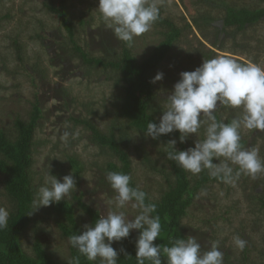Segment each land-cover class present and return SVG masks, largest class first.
Segmentation results:
<instances>
[{"label": "rangeland", "instance_id": "obj_1", "mask_svg": "<svg viewBox=\"0 0 264 264\" xmlns=\"http://www.w3.org/2000/svg\"><path fill=\"white\" fill-rule=\"evenodd\" d=\"M59 1L0 0V130L14 139L17 135L16 120H29L38 102L42 113L34 133V164L30 169L32 185L36 191L51 171L61 181L65 175H75L68 157H77L82 171L79 177L75 175L76 191L66 201L73 205L76 219L85 230L83 226L91 224L90 218L78 207L74 196L82 195L84 202L101 215L115 211L110 203L115 193L106 180L107 165L114 162L121 166L122 162L109 147L101 146L92 138L88 127L73 118L89 120L106 134L114 132L121 147L130 154L131 177L152 200L160 199L167 189L165 174L170 167L166 162L164 143L145 138L142 132L130 126L126 118L119 117L123 83H117L120 77L116 71L110 67L87 66L82 58L71 53L73 44L61 16L47 10L44 5L48 2L58 6ZM196 1L160 0L162 16L185 30L177 47L154 74H164L163 80L155 83L153 107L157 110L158 119L163 114L162 107L167 102L168 93L180 79V73L191 70V64L197 65L193 67L194 71L204 60L200 51L206 53L208 49H214L193 25V17L199 8ZM98 4L99 0L66 1V12L74 25L73 38L91 56L116 58L127 44L106 28L100 14L95 11ZM211 4H202L201 11H211L212 17L217 19L215 25L221 27L225 6L211 8ZM225 5L259 8L264 7V2L225 0ZM188 23L193 26L187 27ZM164 31V26L154 23L150 31L136 37L132 46H128L138 61L150 55L154 46L164 38ZM37 32L44 34L46 39L38 40ZM228 38L227 49L216 50L218 56L229 57L238 63L239 60L251 62L249 59L257 57L258 63L264 66V51L257 49L258 45L264 47V23L248 29L246 34H236V41L232 36ZM16 39L23 46L21 52L15 44ZM235 43L241 44L238 47L240 51L235 52L237 55L230 50L236 47L232 46ZM244 43H249L250 51L246 54L242 50ZM216 113L228 121L237 115V110L221 107ZM204 127H201L198 137L193 134L187 139L184 143L186 149L194 147L198 138L203 139ZM77 131L78 136L61 138L65 132ZM241 136L245 141L242 146L258 149L264 159V131L242 129ZM176 146L180 147L178 143ZM152 164L159 171L153 170ZM188 173L195 185L201 173ZM4 179L5 176L0 175V207L10 211L13 204L5 191ZM193 199L187 215L182 218V227L187 236L198 240L202 250H208L211 241L218 240L224 253V264L264 263V173L255 178L241 175L233 184L211 180L198 188ZM54 206L55 203L32 214V222L22 233L21 243L27 254L34 255V246L40 242L55 260L65 262L71 256L70 243L58 227L60 216ZM124 211L130 217L137 213L131 204ZM130 234L136 241L139 231L133 230ZM235 236L247 241L242 251L233 243ZM113 247L119 251L117 242Z\"/></svg>", "mask_w": 264, "mask_h": 264}, {"label": "clouds", "instance_id": "obj_2", "mask_svg": "<svg viewBox=\"0 0 264 264\" xmlns=\"http://www.w3.org/2000/svg\"><path fill=\"white\" fill-rule=\"evenodd\" d=\"M100 14L106 28L115 37L132 46L136 37L150 31L160 16V0H99L95 9ZM162 72L151 81L163 80ZM237 110V115L226 122L217 119L218 108ZM159 123L150 120L144 129L145 138L159 140L161 136L179 132V142L185 143L195 134L198 137L204 127L203 139H197L194 147L186 150L177 148V140L165 144L166 158L174 161L180 168L198 175L208 170L210 177L233 184L241 175L255 178L264 173V159L256 148L242 146L241 130L264 131V66L248 62L241 64L235 60L218 56L203 60L194 71H183L173 90L167 95L162 107ZM79 132H65L62 139ZM106 180L115 193L110 203L115 211L101 215L94 224H85L84 231L68 237L72 248L79 253L67 264H80V257L99 264H119V255L131 257L125 248L117 251L114 242L130 237L133 230L139 235L135 241L136 264H224V253L219 241L210 243L208 250H202L194 236L176 238L171 246L157 244L161 236V218L157 205L150 202L147 193L139 186L131 185L132 177L123 172L109 171ZM74 174L58 178L46 174L43 184L35 191L28 215L42 207L66 201L76 191ZM131 204L137 210L134 216L124 209ZM9 211L0 207V231L8 227ZM236 248L243 250L247 241L239 236L233 237Z\"/></svg>", "mask_w": 264, "mask_h": 264}, {"label": "trees", "instance_id": "obj_3", "mask_svg": "<svg viewBox=\"0 0 264 264\" xmlns=\"http://www.w3.org/2000/svg\"><path fill=\"white\" fill-rule=\"evenodd\" d=\"M66 1L60 0L58 6L49 4L48 2H45L44 5L47 10L58 13L61 16V22L67 29L73 44L71 53L74 56L82 58L84 64L87 66L110 67L116 71V74L120 77L117 83H123V94L119 96V117L126 118L131 127L144 134V129H146L147 123L150 120L159 123V119L156 117L157 110L153 107L156 97L155 83L151 81L162 62L168 58L170 52L181 41L185 29L179 27L173 20L163 17L160 12L159 19L155 23L164 26L166 31H164L162 41L154 46V49L147 58L138 61L128 45L124 47L121 55L116 58L95 57L89 55L83 47L75 43L73 38L74 25L68 18ZM260 1L264 2V0ZM196 2L199 8L197 14L193 17V25L201 31L206 41L211 43L214 48L208 49L206 53L200 51L201 58L203 59L218 57L216 50L225 51L229 36H232L236 41V34H246L248 29L264 23V7L236 8L232 5H225V0H198ZM208 2H212L209 5L211 8L216 6L219 8L221 5L225 6L221 27L215 25L217 19L212 17L211 11H201V5ZM81 23L83 24L84 21H81ZM193 25L188 23L186 26L190 28ZM211 29L213 30L211 31ZM36 38L38 40L46 39L45 35L41 32L36 33ZM15 44L18 51L21 52L23 46L19 43L18 39L15 40ZM240 45L239 43H235L232 46L236 47L234 49L230 48V50H233L234 54L237 55L238 53L235 52L240 51L238 50ZM248 45L249 43H244L243 54L250 51ZM257 49L264 51V47L260 45L257 46ZM249 60L254 63H258L259 61L257 57ZM239 63L246 64L248 62L239 60ZM190 66L193 69L197 65L191 64ZM192 69H189V71H193ZM41 113L42 109L37 102L34 105V110L29 120L17 119L15 122L17 135L14 139L9 138L4 131L0 130V175L5 176L4 188L13 204V209L9 211L8 227L0 231V264H67V261L61 262L55 260L40 242H37L34 246V255L27 254L21 243V235L31 224L33 217L32 215H28L33 210L31 204L35 193L30 169L34 164L32 155L34 133L37 122L41 118ZM216 116L217 119H221L219 114L216 113ZM73 119L77 123L88 127L92 131V138L96 142L101 146L109 147L119 157L122 162L121 166L110 162L107 165L109 171L123 172L131 175L132 160L130 154L121 147L114 132L106 134L89 120ZM231 119L233 118H229L228 121H231ZM179 135L180 133L177 131L161 136L159 140L155 141H161L166 144L169 140L176 139L178 146H180L178 149L185 150V144L179 142ZM241 143L243 145L245 141L241 140ZM68 158L72 168L75 170V175L79 177L82 171L80 161L73 155H70ZM145 160L150 162L148 158ZM166 162L170 167L168 174H165L168 186L161 198L152 200L148 193L144 189L142 190L147 193L148 200L157 205L156 214H159L161 218L162 233L155 243L171 246L174 239L187 237L182 227V218L187 215L188 209L193 204L196 191L203 183L216 180V178L210 177L208 170H204L201 172L196 184L193 185L188 171L180 168L174 161H170L167 158ZM151 166L153 170L159 171L153 164ZM131 185L133 187L138 186L133 178ZM74 198L77 200L78 207L89 216L91 224H94L95 220L101 216L100 212L84 202L82 195H75ZM54 207L60 216L57 220L58 227L65 237L68 238L73 234H79V231H84L76 219L72 204L68 203V201H61L59 204H55ZM117 243L119 249L123 247L131 255V257H125L123 253H120L119 264H136V247L132 235L130 234L129 238ZM70 251V258L79 255L78 251L72 248L71 245ZM80 264H99V262H90L81 256ZM145 264H150V262L145 261Z\"/></svg>", "mask_w": 264, "mask_h": 264}]
</instances>
